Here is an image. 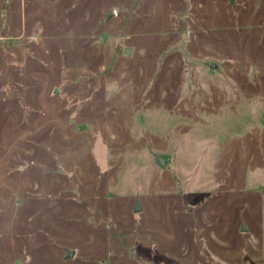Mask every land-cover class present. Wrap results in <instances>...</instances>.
I'll return each mask as SVG.
<instances>
[{"label":"rangeland","instance_id":"rangeland-1","mask_svg":"<svg viewBox=\"0 0 264 264\" xmlns=\"http://www.w3.org/2000/svg\"><path fill=\"white\" fill-rule=\"evenodd\" d=\"M0 264H264V0H0Z\"/></svg>","mask_w":264,"mask_h":264},{"label":"water","instance_id":"water-1","mask_svg":"<svg viewBox=\"0 0 264 264\" xmlns=\"http://www.w3.org/2000/svg\"><path fill=\"white\" fill-rule=\"evenodd\" d=\"M113 13H114V12H113ZM210 66H211L212 68H216V69H219V68H220L219 64H217V63L214 62V61H211V62H210ZM57 90H58V89H56V91H57ZM158 160H159V162H160L161 164H166V163H167V161H166L165 159L161 158V157H158ZM140 210H141V205H140L139 200H137L136 205H135V208H134V211H135V212H139ZM241 230H245L244 227H242ZM65 250H66V257H72V256L74 255V251H73V250H71V249H69V248H65Z\"/></svg>","mask_w":264,"mask_h":264}]
</instances>
